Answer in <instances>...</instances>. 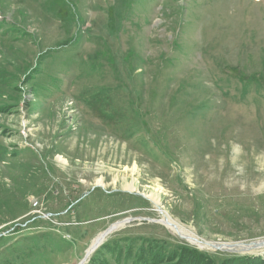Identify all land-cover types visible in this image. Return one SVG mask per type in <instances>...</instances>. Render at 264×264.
Wrapping results in <instances>:
<instances>
[{
  "label": "rangeland",
  "instance_id": "rangeland-1",
  "mask_svg": "<svg viewBox=\"0 0 264 264\" xmlns=\"http://www.w3.org/2000/svg\"><path fill=\"white\" fill-rule=\"evenodd\" d=\"M150 195L199 240L264 239V0H0V264H80L126 220L102 245L217 258Z\"/></svg>",
  "mask_w": 264,
  "mask_h": 264
},
{
  "label": "trees",
  "instance_id": "trees-1",
  "mask_svg": "<svg viewBox=\"0 0 264 264\" xmlns=\"http://www.w3.org/2000/svg\"><path fill=\"white\" fill-rule=\"evenodd\" d=\"M101 192V188H95L90 191L88 195L93 193L94 191ZM102 193V192H101ZM105 195H112L116 192L107 193ZM115 196L122 195H131L129 193L117 192ZM87 195V196H88ZM83 196V198L87 197ZM82 199L79 203L71 205V208L68 209L66 214H76V209L78 210L80 206H82ZM74 208V209H72ZM72 209V211H71ZM78 212V211H77ZM137 228L123 230L120 233L114 234L111 239L112 242L107 241L104 243L91 257L90 264H104L106 260V254H110L115 257L116 264H165L166 258H161L159 260L157 256L154 254V248L158 246L157 239L153 242L150 237L142 234H136ZM136 240H140L135 243ZM156 243V245L154 244ZM162 250V249H160ZM191 255L188 257L193 260L194 257L198 259L197 261L203 264H264V254L263 255H240V254H225L223 252H215L213 254L217 255V258H214L210 255L211 251H189ZM177 257V261L181 260L180 264H197V261L184 260L179 259ZM175 260V259H174ZM173 260H169L171 262ZM199 263V264H200Z\"/></svg>",
  "mask_w": 264,
  "mask_h": 264
},
{
  "label": "water",
  "instance_id": "water-1",
  "mask_svg": "<svg viewBox=\"0 0 264 264\" xmlns=\"http://www.w3.org/2000/svg\"><path fill=\"white\" fill-rule=\"evenodd\" d=\"M97 187H100L102 188L101 185H98L96 184L95 187L92 188V190H94L95 188ZM91 190V191H92ZM115 191H118V190H112L111 192H115ZM107 193H111L109 191H106ZM122 192H126V193H129V194H132L131 191H122ZM90 193V192H89ZM89 193H86L85 196H87ZM136 195H140L142 197H145L143 194L141 193H135ZM147 198V197H145ZM162 208H157V212L159 213V215L162 217L164 215L163 213V209L161 210ZM166 218V217H165ZM127 221V220H126ZM151 221V220H150ZM153 221V220H152ZM118 224H115L113 227L107 229L106 231H104L103 233H101L100 235L102 236H106L108 234H111V232L114 230V228L117 226ZM179 237H183L181 236L180 234H177ZM99 236V235H98ZM185 238V237H184ZM188 239V238H187ZM195 242L197 243H200L202 245L203 248L201 249H208V250H213V251H224V252H231V253H237V254H241V253H249V254H263L264 252V239L262 240H253V241H250V242H239V243H219V242H213V241H206V240H194ZM102 245L101 244H98L96 247H95V250L92 252V254ZM89 255V249L87 250L86 252V255L85 257L83 258V260L81 261L80 264H84L87 260V257Z\"/></svg>",
  "mask_w": 264,
  "mask_h": 264
},
{
  "label": "bare ground",
  "instance_id": "bare-ground-1",
  "mask_svg": "<svg viewBox=\"0 0 264 264\" xmlns=\"http://www.w3.org/2000/svg\"><path fill=\"white\" fill-rule=\"evenodd\" d=\"M58 160L60 161V162H62L63 164H66L67 163V161L64 159V158H62V157H58ZM98 185H103V182L100 180V181H98ZM124 187H125V189H127V190H130V191H135V183L134 182H132L131 184H125L124 185ZM150 199H151V201H152V203L155 205V206H157L158 208H159V198H157L155 195H150V197H149ZM164 213V215H165V217L164 216H162V220H159V221H153V222H156V223H159V224H161L162 226H165L166 228H168V229H170V230H172L173 232H175L176 234H180L181 236H183V237H185V238H188V239H190L191 240V244H193V245H197V246H199V247H201V248H203L202 247V245L200 244V243H197V242H195L194 240H197V237H196V235L194 234V233H192L190 230H188V229H186L184 226H182L180 223H178V222H176V221H174L169 215H167L165 212H163ZM125 223H126V221L125 222H121V223H119L115 228H114V230L113 231H115L116 229H118V228H122V227H124V225H125ZM112 231V232H113ZM111 232V233H112ZM109 235V234H108ZM108 235H106V236H102V235H99L93 242H92V244H91V246H90V249H89V257L92 255V252L95 250V247L98 245V244H101L102 242H104L105 241V239H106V237H108ZM89 257H87V259L89 258ZM87 261V260H86Z\"/></svg>",
  "mask_w": 264,
  "mask_h": 264
}]
</instances>
